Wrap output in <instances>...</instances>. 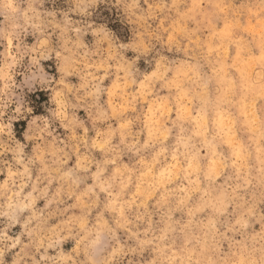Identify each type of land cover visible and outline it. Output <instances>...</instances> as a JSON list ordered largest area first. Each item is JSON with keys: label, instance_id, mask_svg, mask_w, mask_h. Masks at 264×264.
Wrapping results in <instances>:
<instances>
[{"label": "clouds", "instance_id": "1", "mask_svg": "<svg viewBox=\"0 0 264 264\" xmlns=\"http://www.w3.org/2000/svg\"><path fill=\"white\" fill-rule=\"evenodd\" d=\"M0 264H264V0H0Z\"/></svg>", "mask_w": 264, "mask_h": 264}]
</instances>
